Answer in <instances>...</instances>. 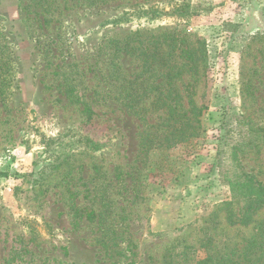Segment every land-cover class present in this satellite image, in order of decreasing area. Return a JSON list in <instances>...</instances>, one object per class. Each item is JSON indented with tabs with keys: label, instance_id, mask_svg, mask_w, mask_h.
I'll return each mask as SVG.
<instances>
[{
	"label": "rangeland",
	"instance_id": "rangeland-1",
	"mask_svg": "<svg viewBox=\"0 0 264 264\" xmlns=\"http://www.w3.org/2000/svg\"><path fill=\"white\" fill-rule=\"evenodd\" d=\"M173 35L206 56L199 137L146 153L166 115L148 111L147 125L119 98L124 79L154 81L119 50ZM60 65L82 82L75 97L58 87ZM0 78V264H113L105 209L125 220L133 264L177 245L240 255L264 240V205L231 190L264 187V0H0Z\"/></svg>",
	"mask_w": 264,
	"mask_h": 264
},
{
	"label": "trees",
	"instance_id": "trees-1",
	"mask_svg": "<svg viewBox=\"0 0 264 264\" xmlns=\"http://www.w3.org/2000/svg\"><path fill=\"white\" fill-rule=\"evenodd\" d=\"M72 1V0H71ZM102 0H100L101 2ZM106 2H114L116 0H104ZM130 1V0H122ZM97 3V2H96ZM48 11L52 18L61 16V12ZM51 18V19H52ZM54 20V19H52ZM57 22L59 20H56ZM49 20H44V23L49 25ZM151 38V37H148ZM164 42H160L154 39L152 42H148L147 45H143L144 42H139L137 46L125 44L124 48L119 51L128 54L132 57L140 59L143 64L142 67L146 73H150L149 79L153 78L154 81L151 84H147L146 81H129L123 80V84L120 86L119 98L123 101H129L127 108L130 109V113L137 116L141 122H146V113L148 111H159L161 110L165 115V121L158 126H151L161 134H154L151 139L150 136H146L142 142V145L147 148L146 153L153 147L168 142L172 137L178 138L177 141H189L193 138L199 137L198 124L201 110L198 108L195 100L196 87L195 83L202 78H206V56L200 49L188 44L184 37L177 38L176 36H170L169 38H163ZM169 41V42H168ZM65 66V65H64ZM63 65L57 66V74L62 81L58 85L63 94L73 97L77 94V85L82 82L78 81V76L72 78V74L64 69ZM68 66L71 67V64ZM201 68L204 74H200ZM79 71V70H78ZM80 72V71H79ZM82 72V71H81ZM80 72V73H81ZM79 73V74H80ZM190 75V79L194 80L185 83L184 77ZM1 79V78H0ZM161 79L159 83L156 82ZM75 84H68V82ZM178 82L181 83L184 94L181 92V88ZM4 79L0 80V96L4 97V91L2 85ZM196 86V87H195ZM156 92L153 102L149 107L143 106L141 103L147 99V97ZM249 92V90H247ZM78 95V94H77ZM75 97V96H74ZM184 99H187L186 104ZM134 102V104H131ZM85 105L84 111H89L90 108L87 104ZM158 106V108H154ZM242 124L248 122L249 118L242 119ZM147 127V126H146ZM161 130V131H159ZM258 131H264L263 128H259ZM162 136V137H161ZM147 141V142H145ZM181 141V142H182ZM148 143V145H147ZM161 146V145H160ZM151 147V148H150ZM232 194L234 197H242L245 204L249 209H258L264 205V187H255L251 184L234 183L232 188ZM111 207L110 205H107ZM106 206V207H107ZM73 207H76V205ZM113 207V206H112ZM110 215H114V219L109 222ZM119 214H111L108 209L99 210L96 221L98 226L104 228V234L101 235L102 245L104 248L105 256L109 258H115L113 264L134 263V255L131 250L132 241L124 237L123 222L125 220L118 219ZM255 246L254 249L246 250L243 254L232 255L233 253H225L224 255H217L211 253L206 247L202 245L200 247L183 245L179 248L169 247L166 252L162 255L159 264H264V240H258L257 237L251 240L250 244ZM153 259L150 258V262ZM156 264V263H154Z\"/></svg>",
	"mask_w": 264,
	"mask_h": 264
}]
</instances>
